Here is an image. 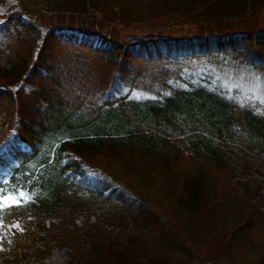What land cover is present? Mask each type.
<instances>
[{
    "label": "trees",
    "instance_id": "trees-1",
    "mask_svg": "<svg viewBox=\"0 0 264 264\" xmlns=\"http://www.w3.org/2000/svg\"><path fill=\"white\" fill-rule=\"evenodd\" d=\"M38 1L47 23L0 14V193L40 190L1 214L0 264H264V110L177 84L193 59L264 76V0ZM66 106L122 124L52 140L39 183Z\"/></svg>",
    "mask_w": 264,
    "mask_h": 264
},
{
    "label": "rangeland",
    "instance_id": "rangeland-1",
    "mask_svg": "<svg viewBox=\"0 0 264 264\" xmlns=\"http://www.w3.org/2000/svg\"><path fill=\"white\" fill-rule=\"evenodd\" d=\"M17 11L23 13L27 17H30L37 23H47L51 18L50 12H48L38 0H7L4 6H0V14ZM264 16V12L260 14ZM149 33L152 31L151 27H145L143 32ZM131 34V33H128ZM130 37V35H128ZM135 35L132 36L133 37ZM138 36V34H136ZM189 67H182L181 82H177L180 87L187 89L186 82H190L193 85L202 84L207 88H217L223 92L227 97L235 99L241 103H250L256 106L258 109L264 110V76L253 71L252 69L236 64L231 61H212V60H200L193 59ZM207 81V83L200 82L201 80ZM127 89L122 90L125 93ZM168 93V92H167ZM144 97H150V94L142 93V91L133 90L130 94V100H138ZM135 98V99H134ZM57 119L60 125V129L52 131L50 135L39 146L37 155L32 165L36 166L34 171V178L39 174V178L36 179L39 183L56 181L59 179V174L56 170H46L45 165H40V161L46 154H50L48 150L49 143L54 139L63 137H71L75 134H95L102 131H106L109 128L119 129L122 124V113L116 112L114 109H105L100 114L96 111H89V108L81 107L78 110L72 111L67 106L58 110ZM111 130V129H110ZM118 131L112 130V133ZM33 178V181L35 180ZM38 185L34 186L30 195L17 194L13 195L8 192L6 195L0 197L15 198L9 200L7 206L0 207L1 214L10 207L25 208L34 203L33 198L39 192ZM133 197V194L130 195ZM148 207L152 209L166 224L168 223V211L163 208L157 207L154 204L149 203ZM146 246L151 255L157 258H162L163 253L158 248L157 241L153 237H148L146 240ZM201 250H205V247H200ZM207 264V263H203Z\"/></svg>",
    "mask_w": 264,
    "mask_h": 264
},
{
    "label": "snow or ice",
    "instance_id": "snow-or-ice-1",
    "mask_svg": "<svg viewBox=\"0 0 264 264\" xmlns=\"http://www.w3.org/2000/svg\"><path fill=\"white\" fill-rule=\"evenodd\" d=\"M15 198H11V197H0V207H5L8 204L9 200H13ZM18 227V226H17Z\"/></svg>",
    "mask_w": 264,
    "mask_h": 264
}]
</instances>
